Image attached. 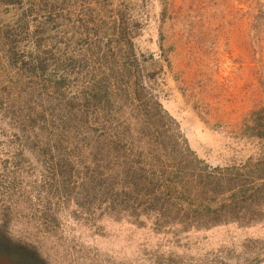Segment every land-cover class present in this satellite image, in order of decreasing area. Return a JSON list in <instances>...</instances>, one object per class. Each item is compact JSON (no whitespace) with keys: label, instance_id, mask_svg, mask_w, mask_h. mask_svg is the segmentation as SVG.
<instances>
[{"label":"rangeland","instance_id":"1","mask_svg":"<svg viewBox=\"0 0 264 264\" xmlns=\"http://www.w3.org/2000/svg\"><path fill=\"white\" fill-rule=\"evenodd\" d=\"M43 2L52 0H0V40L23 24L33 35L44 31L41 50L60 55L65 68L83 62L82 31L104 50L101 34L116 19L127 22L165 115L147 134L177 135L213 167L257 152L241 133L264 100V0H67L52 16ZM4 50L0 44V264H264V221L182 231L159 222L152 205L107 190L86 133L75 134L63 111L76 74L53 89V67L23 71ZM27 100L43 110L46 125L37 126L49 135L30 128ZM127 117L124 110L113 118Z\"/></svg>","mask_w":264,"mask_h":264},{"label":"trees","instance_id":"2","mask_svg":"<svg viewBox=\"0 0 264 264\" xmlns=\"http://www.w3.org/2000/svg\"><path fill=\"white\" fill-rule=\"evenodd\" d=\"M22 1L6 0L8 5ZM65 2L52 0L48 6L43 2L39 7L52 16L56 7ZM111 25L101 34L107 40L104 50L100 42L92 41L90 34L82 31L88 36L80 47L83 62L65 68L55 58L60 55L41 50L44 31L33 35L26 32L24 24L18 29L14 26L9 33L6 29V34H1L0 44L7 58L21 65L23 71H27L22 67L26 66L34 70L33 74L40 70L43 75L53 67L58 77L52 82L53 89L64 87L73 78L71 74H76L77 88L73 96L65 95L63 111H68L75 123V134L86 133L85 149L95 164L101 162L98 168L107 176V190L152 205L149 211L159 222L179 226L182 231L264 221V100L248 114L241 133L257 142V152L222 167L210 166L177 135L160 140L156 132L147 134L145 126L162 125L165 115L144 82L132 43L135 32L127 22L118 23V19ZM26 44L32 50L25 51ZM24 109L31 112L26 115L33 119L30 128L37 127L39 133L49 135L46 127L37 126L40 122L46 125L40 118L43 110L32 109L28 100ZM124 110H128L127 118H113Z\"/></svg>","mask_w":264,"mask_h":264}]
</instances>
